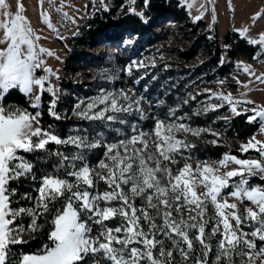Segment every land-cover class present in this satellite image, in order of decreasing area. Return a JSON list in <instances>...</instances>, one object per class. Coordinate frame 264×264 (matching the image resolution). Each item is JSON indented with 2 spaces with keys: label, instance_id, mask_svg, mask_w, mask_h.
<instances>
[{
  "label": "snow or ice",
  "instance_id": "obj_1",
  "mask_svg": "<svg viewBox=\"0 0 264 264\" xmlns=\"http://www.w3.org/2000/svg\"><path fill=\"white\" fill-rule=\"evenodd\" d=\"M126 3L128 11L150 28L154 22L148 14L152 0H142L139 8L137 0ZM101 6L109 8L103 0ZM25 7L23 0H17L13 11L8 0H0V264H257V258L264 264V183L252 182L257 177L264 180V140L253 133L239 148L241 153L258 150L260 159L225 151L211 162L197 160L194 168V138L211 133L215 139L209 142L221 144L222 131L193 126L170 110L172 119L157 117L146 132L139 119L131 118L134 112L139 118L147 114L143 106L147 97L137 94L135 88H101L93 98L78 100L72 112L102 130L76 126V134L62 136L54 125L42 123L45 92L51 96L50 117L66 118L58 109L62 90L52 82V77H62L42 59L41 54L54 53L38 44L40 33L24 14ZM201 7L196 20L206 10ZM42 15L54 27L51 14L45 11ZM262 16L264 11L254 12L250 23ZM236 31L257 46L253 58H264V30L255 37L248 26ZM139 36L133 30L123 44L131 46ZM226 59L222 55L220 63ZM235 63L249 76L264 81V72L257 75L251 64ZM144 66L142 59L133 58L127 71L131 75L133 68ZM38 70L42 71L38 74ZM235 79L245 86L251 83ZM226 82L227 78L217 81L221 86ZM16 90L27 95V105L10 99ZM202 91L210 94L205 97L208 103L201 105L204 113L227 106L233 116L246 115L248 122L258 120L259 130L264 132V104L249 108V103L255 104L251 97L234 95L223 87ZM160 103L157 99L156 104ZM113 122L122 127L113 129ZM111 131L117 136L112 137ZM149 137L154 140L150 142ZM50 142L72 145L76 151L57 148L53 153ZM89 149H102L95 164L89 162ZM38 152L39 160L29 159ZM45 158L55 163L39 171L37 165ZM230 163L237 166L228 167ZM22 181H28L32 191L21 192ZM100 182L106 185L103 191ZM198 185L203 192L196 191ZM245 199L250 205L241 213L238 202ZM209 203L215 209L213 215L207 214ZM116 220L119 222L113 223ZM42 233L46 239L39 247L27 251L20 247Z\"/></svg>",
  "mask_w": 264,
  "mask_h": 264
},
{
  "label": "rangeland",
  "instance_id": "obj_2",
  "mask_svg": "<svg viewBox=\"0 0 264 264\" xmlns=\"http://www.w3.org/2000/svg\"><path fill=\"white\" fill-rule=\"evenodd\" d=\"M180 1L185 4L188 15L193 20H196L194 17L199 15L202 10L201 6H203L206 10L201 19L208 26L209 24L216 26L220 41H223L227 31H236L237 28L243 26L249 27L250 35L253 37L264 30V16L256 18L255 24L250 23L254 12L264 11V0H231L232 7H229V0ZM8 2L11 4L12 10L15 11L17 0H8ZM103 2L110 6L112 0H103ZM23 3L26 6L24 14L30 18L33 28L40 33L38 44L50 48L54 53V55L41 54L42 59L55 70H58L60 76L65 77L68 82L65 89L67 104L61 113L62 116L66 117L63 119L66 122V136L76 134L78 130L76 126L90 131L91 129L102 130L97 123L84 120L72 112V108L78 100L93 98L101 88L106 90L135 88L137 94H144L147 97V100L143 102L147 114L143 118H139V113L134 112L131 118L139 119V126L146 132L152 129L155 118L159 117L166 121L172 119L173 117L169 115L171 110L174 117L183 118L184 121L192 123L193 126H211L222 131L224 143L221 144L231 149L239 151L241 141L247 140H239L233 132L229 131V122L233 115L227 106L223 109L210 110L208 113L201 110V105L208 103L205 97L210 95L202 90L208 88L215 90L223 87V90H231L234 95L243 94L251 97L255 104L249 103V108L264 104V81L249 76L242 67L238 68L235 63L240 60L251 64L252 69L259 75V73L264 72V60H248L239 57L233 61V67L229 73L205 79V76L212 73L213 70V68L212 70L204 68L205 50L201 46H194V37L182 21L169 18L156 21L151 25L150 31L143 37L139 36L137 42L131 46L123 44L124 38L129 35L128 32H124L116 40L98 41L89 47V50L92 51L91 57L73 61L70 70L65 72L63 63L68 55V50L72 48L70 38L79 30L88 15L103 8L101 0H44L43 4L40 3V0H23ZM213 5H215L214 12L212 10ZM45 11L51 14V22L54 27H50L44 20L42 13ZM213 16L216 17L215 20H213ZM72 17H75V20ZM193 48H195V52L190 58L182 59L180 57L181 53ZM133 58L142 59L145 66L139 69L133 68L130 75L127 71V65ZM152 60H155L154 64L151 63ZM235 77H239L240 81H251V83L247 86L242 85L237 82ZM225 78H227L225 85L221 86L217 83L218 80ZM52 82L58 84L55 77H52ZM145 84L148 85L147 88L144 87ZM157 99L161 100L162 103L156 104ZM149 101H151V106H149ZM212 102H216V98H212ZM65 110H67L66 113ZM184 113L188 114L187 117H184ZM225 117H229V119L225 120ZM177 122L181 121L178 120ZM100 123L103 124L104 122ZM120 127H122L120 123L113 122V129ZM124 131H129V128L125 127ZM255 133L257 139L264 140V132L260 131L259 128ZM110 134L112 137L117 136L115 131H111ZM149 139L151 142L154 137H149ZM194 139L211 141L215 137L208 133L204 138ZM241 154H245L240 156L241 158H261L258 150L255 149H250L247 153ZM199 155L197 148L191 150V163L194 168L197 160L211 162L221 157L202 158ZM88 156L91 157L89 162L95 164L98 157L102 156V149H89ZM235 166H237L235 163L228 165V167ZM173 167L177 166L174 165ZM100 184V190L103 191L106 185L103 182ZM196 191L203 192L204 189L198 185ZM246 205H250L246 199L238 202L241 213L244 212ZM214 213L215 209L209 203L207 214L213 215ZM212 243L216 244L215 238H213ZM168 246H170V242ZM196 246L199 248L198 243ZM176 256L179 259L178 253ZM257 264H259V258H257Z\"/></svg>",
  "mask_w": 264,
  "mask_h": 264
},
{
  "label": "trees",
  "instance_id": "obj_3",
  "mask_svg": "<svg viewBox=\"0 0 264 264\" xmlns=\"http://www.w3.org/2000/svg\"><path fill=\"white\" fill-rule=\"evenodd\" d=\"M121 5H125L123 8ZM136 6L142 7V0H137ZM129 5L126 0H112L109 8H101L95 10L88 15L79 30L70 38L72 48L68 50V55L64 60L63 68L67 72L70 70L71 63L73 61H79L81 59H87L92 56V51L89 50L90 46H93L98 41H111L118 39L124 32H135L140 33V37L150 31V28H145L139 18L128 11ZM154 18V24L156 21L165 19L180 20L191 32L194 37V46H201L206 53V58L203 61L204 68L207 70H213L212 73L205 76V79H211L214 76H223L229 73L233 67V61L239 57H244L248 60L264 58H253L257 51V46L252 45L248 42L245 37H241L237 31L229 30L226 32L223 41H220L216 26L210 29L209 26L203 19L193 20L190 19L185 4L180 0H152L151 11L148 13ZM211 37V38H210ZM225 44L231 45L229 49L224 47ZM195 52V48L181 53L182 59H188ZM227 57L224 64L220 63L221 57ZM39 72V71H38ZM60 92V103L58 109L61 113L67 104L66 87L68 86L67 79L62 76V79L58 80ZM10 99H14L18 104L27 105V95L16 90ZM51 99L50 94L47 92L43 95V111L42 123L47 126L49 124L54 125L55 129L62 136H66V122L61 120H54L47 112L48 101ZM251 114V113H249ZM229 131L239 140H246L259 128V121L248 122L246 115L232 116L229 122ZM49 148L53 153L60 148L67 153H75L76 148L72 145H57L54 142L49 143ZM196 148L199 151V156L202 158H218L225 151H231L232 153L243 156L238 150L229 148L222 144H212L209 140H196ZM41 153H36L34 156H29V159L39 160ZM89 158H91L89 156ZM55 163L52 158H45L42 162L37 165L39 171L50 169V166ZM253 183H264V180H260L258 177L254 178ZM101 185V184H100ZM13 186H17L14 184ZM104 189V188H103ZM20 191H32L28 186V181H22L20 183ZM23 202V201H22ZM119 221H113L118 223ZM43 239H46L44 233L39 238L33 241L27 246H20L24 251L39 247ZM19 250V249H18Z\"/></svg>",
  "mask_w": 264,
  "mask_h": 264
}]
</instances>
